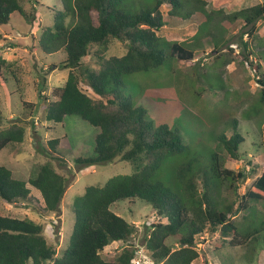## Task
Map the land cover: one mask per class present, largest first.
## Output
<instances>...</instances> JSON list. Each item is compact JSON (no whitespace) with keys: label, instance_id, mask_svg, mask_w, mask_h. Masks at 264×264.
Segmentation results:
<instances>
[{"label":"trees","instance_id":"16d2710c","mask_svg":"<svg viewBox=\"0 0 264 264\" xmlns=\"http://www.w3.org/2000/svg\"><path fill=\"white\" fill-rule=\"evenodd\" d=\"M24 1L0 0V25L7 24L13 13L26 17L21 6ZM58 1L61 8L51 9V23L38 27L37 47L45 55L64 54L57 66L68 72L64 83L55 90L56 100L46 105L44 119L62 124L66 116L74 115L97 128L93 155L76 158L75 163L93 165L119 157L129 162L133 171L114 175L102 185H87L73 199L69 205L73 225L67 246L60 254L47 243L41 224L0 212V264H135L137 249L131 242L134 226L111 210L113 204L121 201L138 200L153 211L145 237L150 259L147 264H193L200 251L196 237L205 234L217 236L216 251L226 244L236 247L256 241L264 219L259 220L258 228L244 231V223L256 224L244 217L250 212L252 201L262 202L264 209V171L240 196L236 206L235 200L225 201L222 189L238 197L237 189L247 174L225 168V160L215 151L208 155L207 162L195 152L181 158L185 146L178 128L154 125L146 119L145 109L135 106L123 92L127 75L157 71L167 58L192 60L193 47L206 34L212 35V16L222 12L205 11L203 0H152L151 5L142 0ZM163 6L167 7V20H186L198 11L205 16L207 26L194 34L192 43L169 41L158 35L167 22ZM92 12L96 13V24ZM220 17L230 22L241 19L249 28L245 35L252 36L255 23L264 18V3L222 13ZM114 43H119L125 52L105 58L103 55ZM248 46L243 42V50L250 55ZM85 58L96 60V66L85 64ZM248 62L258 73V65L251 59ZM4 73L18 81L13 63L0 57V80H4ZM257 85V99L264 103V76L257 78ZM24 134L25 127L19 122L12 121L0 129V151L20 144ZM260 135L264 139V125ZM243 141L234 129L230 137L222 134L218 138L219 146L233 162L239 161L238 149ZM58 143L59 138L45 143L42 151L46 159L27 181L15 178L0 163V208L3 204L27 201L28 183L39 192L44 213L59 211L67 176L56 168L66 163L56 150ZM163 169L169 171L171 179L163 175ZM241 211L245 215L240 224L236 216ZM112 242L126 245L114 256H103V249ZM250 251L246 255L255 252L252 247Z\"/></svg>","mask_w":264,"mask_h":264},{"label":"rangeland","instance_id":"374dc122","mask_svg":"<svg viewBox=\"0 0 264 264\" xmlns=\"http://www.w3.org/2000/svg\"><path fill=\"white\" fill-rule=\"evenodd\" d=\"M142 1L148 5L152 3V0ZM205 3L207 11L230 14L264 3V0H205ZM21 6L26 17L13 13L7 24L0 25V57L13 63L19 81H14L9 73H4V80H0V129L12 121L19 122L25 127V134L20 144L0 151V163L9 168L15 178L27 181L46 159V153L42 151L46 149L45 143L59 138L56 150L66 163L64 166L56 165V168L67 176V188L57 213L42 211V198L28 183L26 186L30 193L27 201L3 204L0 212L41 224L47 243L53 246L56 254H60L67 246L73 225V214L69 209L73 199L81 195L85 186L102 185L114 175L131 173L133 168L119 157L93 165L75 163L76 158L93 155L97 128L74 115L66 116L62 124L45 121V107L56 100L55 90L64 83L68 69L57 66L64 54L45 55L39 51L38 27L50 24L51 9H59L61 5L58 0H26ZM161 9L167 20V7ZM222 13L212 16V35L202 42L206 50L204 54L197 53L195 60L186 62L167 58L157 71L127 75L123 79L126 84L123 92L135 106L145 109L146 119L154 125L178 128L185 146L181 158L195 152L207 162L208 155L215 151L225 160V168L247 174L237 189L238 197L233 196L232 191H221L222 198L227 202L235 200L236 206L240 196L264 171V139L260 135L264 125V103L257 99V78L264 76V18L255 23V31L250 36L245 35L249 28L241 19L230 22L220 17ZM91 17L96 24V13L92 12ZM166 23L158 35L169 41H190L196 26L192 23L172 27L170 19ZM218 37L220 42L216 40ZM243 42L249 43L250 55L243 50ZM212 43L215 46L219 43L218 48L213 49ZM124 52L125 48L114 43L103 56H120ZM250 59L258 65V73L250 66ZM84 63L96 66L94 59L85 58ZM80 86L93 96L84 85ZM241 88H245L244 95ZM233 129L244 139L239 145L237 162L231 161L218 144L220 135L230 137ZM162 173L171 179L169 171L163 169ZM261 203L250 202L247 216L242 211L237 214V222L243 219V215L249 223L256 221L253 225L244 223V231L260 226L259 220L264 219ZM111 210L133 224L131 242L137 249L136 259L142 261L141 264L150 262L145 237L153 216L151 207L138 200L121 201L113 204ZM196 242L200 251L193 264H264V228L258 232L256 241L251 244L246 241L248 245L230 247L226 244L216 251L215 245L219 244L217 236L206 234L196 237ZM125 245L124 242H112L103 249L102 255L114 256ZM251 247L255 252L246 255L251 252Z\"/></svg>","mask_w":264,"mask_h":264},{"label":"crops","instance_id":"0c3cea01","mask_svg":"<svg viewBox=\"0 0 264 264\" xmlns=\"http://www.w3.org/2000/svg\"><path fill=\"white\" fill-rule=\"evenodd\" d=\"M204 2H205V0H203ZM204 8H205V11H207V9H206V3H205V6H204ZM207 12H209V11H207ZM164 15V14H163ZM164 19H165V17H164ZM167 19V18H166ZM202 19V20H201ZM201 20V21H200ZM206 22V18H205V16L201 13V12H195V13H193V15H191L188 19H186V20H179L178 19V21L177 20H174V19H170V23L172 24V27H176V26H182V25H184V24H192V23H194V24H196V26H195V31H194V33L192 34V36L190 37V41H188L189 43L191 42H193V36H194V34H196V32L201 28V27H203V28H205L206 26H207V24L205 23ZM167 25V23L162 27V28H164L165 26ZM209 27V26H208ZM161 28V29H162ZM206 38H208V35L206 34L204 37H202L200 40H199V42L196 44V43H194V44H196L195 45V47H193V49H194V53H193V59L192 60H195V56L197 55V53H201V54H204V52L206 51L205 50V48H203V44H202V42H203V40L204 39H206ZM218 40H219V42H220V38H218ZM177 42H179V41H177ZM180 42H184V41H180ZM242 45H243V43H242ZM212 46H213V49L215 48L214 47V44L212 43ZM218 46H219V44H217V47L216 48H218ZM191 60V61H192ZM204 65H203V63H201V67H203ZM196 67H198V66H196ZM224 71H226V68H225V70ZM220 72H221V74H222V69L220 70ZM242 80V79H241ZM221 88V87H220ZM242 89V88H241ZM241 94H245V88L244 89H242V91H241ZM242 95V96H243Z\"/></svg>","mask_w":264,"mask_h":264},{"label":"built area","instance_id":"2783aa9c","mask_svg":"<svg viewBox=\"0 0 264 264\" xmlns=\"http://www.w3.org/2000/svg\"><path fill=\"white\" fill-rule=\"evenodd\" d=\"M142 261H139V260H135V264H141Z\"/></svg>","mask_w":264,"mask_h":264}]
</instances>
